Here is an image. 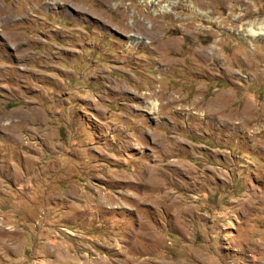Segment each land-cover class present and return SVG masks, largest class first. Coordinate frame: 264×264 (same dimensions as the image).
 <instances>
[{
  "label": "rangeland",
  "instance_id": "374dc122",
  "mask_svg": "<svg viewBox=\"0 0 264 264\" xmlns=\"http://www.w3.org/2000/svg\"><path fill=\"white\" fill-rule=\"evenodd\" d=\"M259 27L264 0H0V264H264Z\"/></svg>",
  "mask_w": 264,
  "mask_h": 264
},
{
  "label": "bare ground",
  "instance_id": "6f19581e",
  "mask_svg": "<svg viewBox=\"0 0 264 264\" xmlns=\"http://www.w3.org/2000/svg\"><path fill=\"white\" fill-rule=\"evenodd\" d=\"M249 33H250V35H253V36H255V35L264 36V27H259V30H257V29H255V30L250 29L249 30ZM156 105H157L156 102H152L151 108H153V110H156L155 109L156 108Z\"/></svg>",
  "mask_w": 264,
  "mask_h": 264
}]
</instances>
